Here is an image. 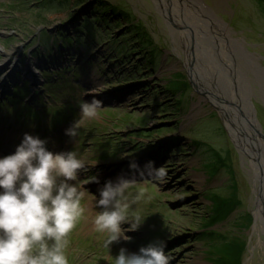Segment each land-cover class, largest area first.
I'll return each mask as SVG.
<instances>
[{
    "label": "rangeland",
    "instance_id": "374dc122",
    "mask_svg": "<svg viewBox=\"0 0 264 264\" xmlns=\"http://www.w3.org/2000/svg\"><path fill=\"white\" fill-rule=\"evenodd\" d=\"M74 1L45 16L38 0H0V84L5 79L8 87H0V137L7 139H0V158L14 154L28 133L47 140L53 153L74 151L85 164L78 174L85 215L69 237V264H114L122 248L138 254L157 241L165 243L169 264H226L227 254L241 264H264L250 168L255 153L264 157V11L258 1L190 0L195 15L189 18L181 0ZM58 31L79 38L67 41ZM93 99L99 115L84 120L74 141L66 129L81 119L80 103ZM156 154L162 179L147 162H134ZM217 159L223 167L209 169ZM117 165L120 177L131 181L129 200L144 193L129 208L143 223L136 231L122 224L131 239L107 248L92 226L106 183L95 166ZM220 202L227 219L205 222L203 215L212 218ZM237 222L246 225L241 232ZM201 227L244 237L240 256L233 246L224 252L204 239Z\"/></svg>",
    "mask_w": 264,
    "mask_h": 264
},
{
    "label": "clouds",
    "instance_id": "9594fccd",
    "mask_svg": "<svg viewBox=\"0 0 264 264\" xmlns=\"http://www.w3.org/2000/svg\"><path fill=\"white\" fill-rule=\"evenodd\" d=\"M79 109L81 119L65 133L74 141L84 120L98 117L100 104L93 99L81 102ZM46 144L47 140L25 133L15 153L0 158V264H69V237L85 215L86 189L78 179L85 164L74 151L53 153ZM149 166L154 169V162L145 168ZM154 171L159 179L166 174L163 167ZM130 184L124 177L109 180L95 200V207L103 210L92 217V226L106 237L107 248L121 238L131 239L122 224H130L127 231H136L143 223L140 215L129 214L131 205L144 196L137 192L130 201ZM165 247L157 241L141 247L138 254L122 248L114 264H169Z\"/></svg>",
    "mask_w": 264,
    "mask_h": 264
},
{
    "label": "trees",
    "instance_id": "16d2710c",
    "mask_svg": "<svg viewBox=\"0 0 264 264\" xmlns=\"http://www.w3.org/2000/svg\"><path fill=\"white\" fill-rule=\"evenodd\" d=\"M71 1L72 0H38L37 10H39V13H42L43 15H45V10L60 11L61 9H66V7H69L70 6ZM85 1L86 0H75L73 2L74 3L73 5H76V6L77 5H81ZM257 1H258L257 4L264 11V0H257ZM99 17L102 19V16H99ZM57 34L60 35V36H63L64 38L67 37V36H65L64 31H58ZM44 35H45V37H49V34H47L45 32H44ZM78 38H79L78 35H74V37L73 36H68L67 37V41L77 40ZM45 43H47V42H45ZM152 50H153V52L150 53L151 56L148 57V59H147V60H149L151 62L153 61V56H154L153 53H154V51L157 52L155 50V48H153ZM155 54L157 56V53H155ZM155 61H157V60H155ZM47 76H50V74H47ZM19 89H21L23 91H26V92L28 90L25 87H20ZM19 89H17V90L19 91ZM21 94H24V92L21 93ZM212 148H214L213 150L218 151L217 148H215V147H212ZM221 164H222V161H220L219 159H217L216 162H212V164L209 166V169L212 168L213 170H216L217 171V170H219L220 168L223 167V164H222V166H221ZM226 166L228 167L229 172L231 171L230 173H232L233 170L231 169V165L229 164V165H226ZM220 206L222 207V202L218 203V208H215V210L213 211L214 216H212V218L207 217V215L204 214L203 215L204 221L205 222H208V220H209L211 222H214V221L220 222V221H223L224 219H227L229 213H227V211L225 209H221ZM250 217H251L250 216V213L246 212V214H244V218L251 219ZM238 219H241V216H239ZM241 224H242L241 222H237L236 227L240 228L241 230H244L243 229L244 227ZM201 230H202L201 236L204 239L206 237L209 241L215 240V244L218 245V249H219V245H220L221 250H222V248H224V252L225 251L228 252L227 251V248H226L227 245L233 246V247L237 248V251L236 252L240 256V253H241L240 249H242L243 246H244V240H243L244 237L239 236V234H236L233 231L228 230V229L227 230H221L220 228H217V229H210V230H208L205 227H201ZM235 230H237V229H235ZM234 235L236 237H234ZM224 258H225L226 264H241V262H237L238 260L241 261L238 258V256L236 257L237 260L235 259L234 256H232V257L229 256V254L225 255Z\"/></svg>",
    "mask_w": 264,
    "mask_h": 264
},
{
    "label": "bare ground",
    "instance_id": "6f19581e",
    "mask_svg": "<svg viewBox=\"0 0 264 264\" xmlns=\"http://www.w3.org/2000/svg\"><path fill=\"white\" fill-rule=\"evenodd\" d=\"M174 1L175 2H178V0H174ZM182 2L184 3L183 5H181L182 13H184L183 16L186 17V18L187 17L189 18V17H191V15H195L193 12L190 13V10L192 11V7L190 6L191 5V1L190 0H183V1L181 0V4H182ZM177 18H179V16ZM162 46H164V45H162ZM194 77L196 78V80H198V82L200 81L199 80L200 77L198 76V74H196ZM3 80H5V79H3ZM3 80L1 81L0 87H2V89L5 90L8 87H7V82H5V81L3 82ZM218 107H220L222 109V111L225 112V113H226V111H228V109H226V106L224 104H220V105H218ZM228 123L229 124H234L232 122L231 117L228 118ZM231 131H232V128H231ZM57 132L60 133V134H62L63 133V130L62 131H57ZM234 132H236L235 129H234ZM241 138L242 137H240V139ZM0 139L1 140H4L5 142H7V139L5 138V136L0 137ZM243 150L249 151L248 146L246 145V147L243 148ZM147 156L148 155H146V156L144 155L142 157L143 160H139L141 158L140 157L139 159H137L134 162L137 163V164H139L140 161L147 162V163L149 161H152L154 163H158L162 159V156H158L157 154L154 155V156H151L148 159H146ZM95 167H96L95 170H96L97 176L100 177L101 180L104 181V182H107L109 180H112L113 182L114 181H117V179L120 177V175H119L120 174V169L119 168H122V166H120V165L111 167V169L110 168H107V167H104V169L103 168H98L97 166H95ZM250 168H251V171L253 173V180L256 181L254 183L255 184L254 185V192H255V195H256L255 218L258 219L260 222H262L263 223V227H264V157L263 156H260V157L259 156H256V153H255L254 156L251 158ZM97 169H101V170H97ZM242 225L246 226L245 224H242ZM238 230L241 231V229H238Z\"/></svg>",
    "mask_w": 264,
    "mask_h": 264
}]
</instances>
